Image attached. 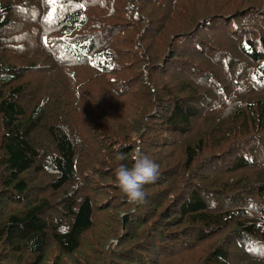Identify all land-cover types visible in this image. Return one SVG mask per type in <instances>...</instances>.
Returning a JSON list of instances; mask_svg holds the SVG:
<instances>
[{
	"label": "trees",
	"instance_id": "obj_1",
	"mask_svg": "<svg viewBox=\"0 0 264 264\" xmlns=\"http://www.w3.org/2000/svg\"><path fill=\"white\" fill-rule=\"evenodd\" d=\"M0 264H264V0H0Z\"/></svg>",
	"mask_w": 264,
	"mask_h": 264
},
{
	"label": "clouds",
	"instance_id": "obj_2",
	"mask_svg": "<svg viewBox=\"0 0 264 264\" xmlns=\"http://www.w3.org/2000/svg\"><path fill=\"white\" fill-rule=\"evenodd\" d=\"M159 165L147 156L137 155L131 167L121 164L115 172L116 183L129 203H145L144 186L155 183Z\"/></svg>",
	"mask_w": 264,
	"mask_h": 264
},
{
	"label": "bare ground",
	"instance_id": "obj_3",
	"mask_svg": "<svg viewBox=\"0 0 264 264\" xmlns=\"http://www.w3.org/2000/svg\"><path fill=\"white\" fill-rule=\"evenodd\" d=\"M19 39V38H18Z\"/></svg>",
	"mask_w": 264,
	"mask_h": 264
}]
</instances>
